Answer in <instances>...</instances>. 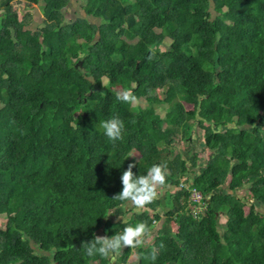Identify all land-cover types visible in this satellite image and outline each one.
Wrapping results in <instances>:
<instances>
[{
  "label": "trees",
  "instance_id": "1",
  "mask_svg": "<svg viewBox=\"0 0 264 264\" xmlns=\"http://www.w3.org/2000/svg\"><path fill=\"white\" fill-rule=\"evenodd\" d=\"M40 1L0 0V264H152L153 248L155 264H264V0H85L99 23L42 0L28 28L15 2ZM124 89L137 103L116 99ZM113 116L115 144L100 128ZM129 163L136 175L166 163L172 189L139 212L113 199ZM141 221L160 225L137 262L127 248L87 256L95 235Z\"/></svg>",
  "mask_w": 264,
  "mask_h": 264
},
{
  "label": "clouds",
  "instance_id": "2",
  "mask_svg": "<svg viewBox=\"0 0 264 264\" xmlns=\"http://www.w3.org/2000/svg\"><path fill=\"white\" fill-rule=\"evenodd\" d=\"M151 55L148 59H153L155 53L149 48ZM116 99L122 103H137V97L131 89H124L117 92ZM100 128L104 135L114 144L123 139L124 122L118 117L113 116L107 120L101 121ZM135 163H129L127 169L121 175L122 191L115 195L113 199L130 202L136 209H142L151 204L158 196V187L164 186L167 179V164H153L146 175H136L133 168ZM152 229L146 221L137 222L135 225L124 227L122 232L108 237L95 235L89 242L83 243L87 256L99 255L101 258L109 259L119 254L123 249H139L146 245L147 238L151 236ZM163 242L160 248H164ZM145 260H151L155 264L157 259V250L153 248L148 255L142 257Z\"/></svg>",
  "mask_w": 264,
  "mask_h": 264
},
{
  "label": "rangeland",
  "instance_id": "3",
  "mask_svg": "<svg viewBox=\"0 0 264 264\" xmlns=\"http://www.w3.org/2000/svg\"><path fill=\"white\" fill-rule=\"evenodd\" d=\"M85 0H69L68 5L66 6V8L64 9V14H65V20L66 21H71L77 17H88L90 20L99 23L100 20L92 17V16H88L85 13V10L83 9ZM15 6L17 7V9L19 10L20 13V17L22 18V20H26L28 23V28L31 29H37L39 28L44 20V14H43V7H44V2L41 0L39 3L37 4H26L25 2L23 3H17L15 2ZM212 11L214 12V9L212 8ZM215 15V12L213 13ZM161 97H164V94L162 91L159 92ZM167 105V104H166ZM159 113H164V108L162 106H157L156 107ZM187 108L191 109L192 106L187 105ZM187 137H191L192 141L194 142L195 146H197V150L200 151L203 156L205 157L204 159L206 160V156L207 153L204 151L203 152V148L208 146L209 140L205 139L204 137V132L202 131V129L199 128V126L194 125L193 128H190L187 130ZM188 145L186 140H181L178 141L177 144V149L180 150H184V148ZM134 155H138V152H133ZM166 189H172L171 186H167L166 188L163 187H158L157 191H158V195H164ZM227 191V189H226ZM237 194L239 196H245L247 197V195L249 194V188L248 186H246L245 188L237 191ZM253 199H250V201H252ZM129 207L131 209H133V211H142V209H136L134 206H132L131 204L129 205ZM157 210L161 213V215L163 214L162 209L160 207L157 208ZM6 222V217H2L0 219V228L4 227ZM226 222V215L223 214L220 217V223L224 224ZM160 225V222H157L154 227H152V233L151 236L149 238H147L146 244L150 243L153 238L154 235H156L158 227ZM170 227L171 230L176 231L177 229V225L174 222L170 223ZM145 247V246H144ZM37 249V247H36ZM132 255L129 258V262L128 263H135L139 260V257L142 253L141 249H132ZM38 252H40L43 255H49L48 252L42 251L37 249ZM116 259L115 257L112 259L111 263H113V260ZM110 263V264H111ZM95 264V263H94Z\"/></svg>",
  "mask_w": 264,
  "mask_h": 264
},
{
  "label": "built area",
  "instance_id": "4",
  "mask_svg": "<svg viewBox=\"0 0 264 264\" xmlns=\"http://www.w3.org/2000/svg\"><path fill=\"white\" fill-rule=\"evenodd\" d=\"M189 200L191 201V212L194 216H199L206 209V203L204 201L203 193L196 189L192 188L190 191Z\"/></svg>",
  "mask_w": 264,
  "mask_h": 264
},
{
  "label": "crops",
  "instance_id": "5",
  "mask_svg": "<svg viewBox=\"0 0 264 264\" xmlns=\"http://www.w3.org/2000/svg\"><path fill=\"white\" fill-rule=\"evenodd\" d=\"M115 262H116V259H114V260H113V263H111V264H115Z\"/></svg>",
  "mask_w": 264,
  "mask_h": 264
},
{
  "label": "water",
  "instance_id": "6",
  "mask_svg": "<svg viewBox=\"0 0 264 264\" xmlns=\"http://www.w3.org/2000/svg\"><path fill=\"white\" fill-rule=\"evenodd\" d=\"M79 63L81 64V61H79Z\"/></svg>",
  "mask_w": 264,
  "mask_h": 264
}]
</instances>
